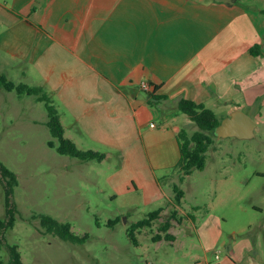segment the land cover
I'll return each mask as SVG.
<instances>
[{
	"label": "rangeland",
	"instance_id": "374dc122",
	"mask_svg": "<svg viewBox=\"0 0 264 264\" xmlns=\"http://www.w3.org/2000/svg\"><path fill=\"white\" fill-rule=\"evenodd\" d=\"M238 3L248 14L260 15L264 46V0ZM12 55L0 36V75L41 86L40 74L25 69L26 63ZM249 75L254 84L257 70ZM259 80L262 90V70ZM42 87L63 115L66 137L82 150L105 154L112 150L91 140L49 88ZM229 107L214 109L223 119ZM243 111L257 119L253 110ZM259 119L255 137L216 136L203 169L190 174L172 167L156 169L158 182L153 183L132 175L139 167L123 164L117 150L102 160L60 153L49 144L59 141L48 124L45 102L35 94L0 89V161L19 179L14 189L15 226L0 231L2 264H10L9 246L14 244L23 264H218L235 255L242 263L264 258V115ZM198 129L191 121L190 134ZM175 184L184 191L176 208L179 221L173 218L169 229L175 237L159 241L155 236L162 233L160 226L175 208ZM162 206L166 208L162 217L151 227L137 229L134 242L128 232L131 225ZM6 214V191L0 179V219ZM42 215L71 223L73 232L86 238L73 242L48 232Z\"/></svg>",
	"mask_w": 264,
	"mask_h": 264
},
{
	"label": "crops",
	"instance_id": "0c3cea01",
	"mask_svg": "<svg viewBox=\"0 0 264 264\" xmlns=\"http://www.w3.org/2000/svg\"><path fill=\"white\" fill-rule=\"evenodd\" d=\"M259 17L238 0H0V36L91 140L154 183L181 158L178 134L192 121L181 99L253 110L260 122ZM237 258L218 264H264Z\"/></svg>",
	"mask_w": 264,
	"mask_h": 264
},
{
	"label": "trees",
	"instance_id": "16d2710c",
	"mask_svg": "<svg viewBox=\"0 0 264 264\" xmlns=\"http://www.w3.org/2000/svg\"><path fill=\"white\" fill-rule=\"evenodd\" d=\"M259 44L252 47L253 53H258ZM157 88V85L154 86ZM0 89L16 90L19 94H35L38 100L44 101L48 110L49 121L48 124L55 137L58 138V143L55 140H50L49 144L56 147L62 154L71 155L81 158L83 160L98 159L102 160L106 157L105 153L95 150H82L77 146V143L65 136V128L61 121V115L53 102V98L42 86H32L27 83H16L10 80L5 74L0 75ZM155 90V89H154ZM153 92V91H152ZM180 109L189 115L190 119L195 122L199 129L190 134L187 128H182L179 131L181 158L179 163L173 169H181L185 174H190L193 169H203L206 164V153L215 140L216 134L215 128L221 123L217 113L206 106L202 102L183 98L180 101ZM0 179L4 185L6 191V209L7 214L4 219H0V231H6L13 228L16 223V215L18 212V206L14 200V189L19 183L16 172L8 168L3 162L0 161ZM176 192L173 203L175 204L174 210H172L170 216L160 226V230L156 236V240L173 239L175 236L169 233V229L172 226L173 218H178V205L182 203L184 197V191L174 185ZM165 206L150 212L149 216L134 222L129 228V235L134 242H137L136 230L144 227H151L153 221L159 219L164 214ZM42 224L48 232H54L60 237L73 242L83 241L86 236L80 237L72 230V225L69 222H62L50 215H42ZM10 264H23L22 253L18 249V245H10ZM2 264V260H0Z\"/></svg>",
	"mask_w": 264,
	"mask_h": 264
},
{
	"label": "water",
	"instance_id": "95a60500",
	"mask_svg": "<svg viewBox=\"0 0 264 264\" xmlns=\"http://www.w3.org/2000/svg\"><path fill=\"white\" fill-rule=\"evenodd\" d=\"M256 128L257 121L241 108H236L222 119L214 132L217 137L252 138L256 135Z\"/></svg>",
	"mask_w": 264,
	"mask_h": 264
},
{
	"label": "built area",
	"instance_id": "2783aa9c",
	"mask_svg": "<svg viewBox=\"0 0 264 264\" xmlns=\"http://www.w3.org/2000/svg\"><path fill=\"white\" fill-rule=\"evenodd\" d=\"M141 87L144 89V90H148V91H151L154 87L147 81H143L141 83Z\"/></svg>",
	"mask_w": 264,
	"mask_h": 264
}]
</instances>
